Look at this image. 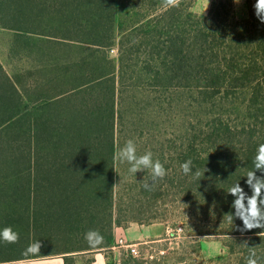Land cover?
Instances as JSON below:
<instances>
[{
  "label": "trees",
  "instance_id": "obj_1",
  "mask_svg": "<svg viewBox=\"0 0 264 264\" xmlns=\"http://www.w3.org/2000/svg\"><path fill=\"white\" fill-rule=\"evenodd\" d=\"M192 6V0H180L178 7L164 0H0L4 29L37 33L24 29L58 21L54 34H38L84 54L66 67V90L41 98L36 112L27 108L36 103L30 90L46 80L33 78L21 87L0 61V228L23 225L29 239L57 247L54 256L65 264L113 245L115 228L122 226L113 157L120 98L131 81L146 91H190L220 106L245 98L240 122L215 113L189 139L180 159L191 160L201 176L183 178L182 194L194 201L198 219L212 224L199 236L224 237L233 264H247L254 246L264 260V235H258L264 229L242 232V221L226 216L235 211V197L227 193L234 184L251 195L246 175L255 171L256 150L264 143V23L253 12L238 19L233 0H216L208 15ZM123 8L129 25L120 21ZM62 29L65 36L58 34ZM114 48L117 60L109 55ZM90 229L104 237L98 247L84 238ZM19 249V242L0 241V255L12 253L0 263L28 260L13 254ZM161 258L139 262L131 256L130 262L157 264Z\"/></svg>",
  "mask_w": 264,
  "mask_h": 264
},
{
  "label": "rangeland",
  "instance_id": "obj_2",
  "mask_svg": "<svg viewBox=\"0 0 264 264\" xmlns=\"http://www.w3.org/2000/svg\"><path fill=\"white\" fill-rule=\"evenodd\" d=\"M126 1L121 0L124 5ZM192 1L193 12L208 15L216 0H209L208 8L207 0ZM255 3L256 0H239V3L233 0L237 18L247 19L252 12L255 14ZM125 12L126 9L123 8L120 21L123 20L129 25L130 19L124 16ZM48 21L50 22L44 23L42 27L33 25L30 29H24H35L37 33L4 29L0 21V58L9 74L21 87L24 84L31 85L33 78L34 82L46 80L45 85L36 83L30 90V96L36 102H27V108L31 112L39 110L41 98L66 90L67 74L70 72L69 70L65 73L66 67L70 61L84 57L80 49H71L64 45L67 41H49L50 38L39 35V32H56L54 24L58 21ZM67 33L66 29H62L58 34L65 36ZM109 55L117 60V49H110ZM58 64L62 65L60 69ZM128 85L120 98L123 118L119 126L118 149L124 147L127 140L132 139L136 143L138 156L151 151L153 160L159 159L168 174L158 180L149 191L143 187V182L151 183L149 169L134 175L128 171L129 164L116 163L115 201L118 220L122 223L119 228L126 229L131 223H162L168 227L170 234L160 243L138 246L139 253L132 255L128 242H118L120 235L116 227L113 245L95 254L105 255L107 264H134L130 262L131 256L142 262L144 258L149 259L152 255L163 257L157 260V264L178 263L181 260H185L182 264H233L227 256L228 249L223 244L224 237L199 236L200 231L204 230L202 226H206L204 231L208 232L212 224L198 219L194 213L193 200L189 203L184 201L182 181L187 175L182 172L181 165L184 160L180 157L187 153L189 139H193L202 127L209 126L215 113H224L225 118L232 123L240 122L244 115L241 106L245 98L226 101L220 106L216 102H208L209 98H201L200 95L186 90L159 93L143 90L140 88L141 84L135 85L131 81ZM14 230L19 232L20 249L13 254L23 255L34 240L28 238L23 225L17 223ZM174 237H178L177 249H174L175 245L170 244ZM120 244L125 245L124 248L119 249ZM56 249L58 248L55 246L41 244L39 255L53 257ZM10 254L3 253L0 258H9ZM90 255L92 254L77 257L75 261L88 262ZM29 259L37 258L33 256Z\"/></svg>",
  "mask_w": 264,
  "mask_h": 264
},
{
  "label": "clouds",
  "instance_id": "obj_3",
  "mask_svg": "<svg viewBox=\"0 0 264 264\" xmlns=\"http://www.w3.org/2000/svg\"><path fill=\"white\" fill-rule=\"evenodd\" d=\"M236 2L239 3V0H236ZM179 3L180 0H164L165 6L178 7ZM208 6L209 0H207V8ZM254 8L257 18L261 23H264V0H256ZM113 159L119 163L129 164L128 171L134 175L137 172L149 169L151 172V183L143 182V187L149 191L152 190L158 180H162L168 174L164 164L159 159L153 160L151 151L138 156L136 143L132 139L127 140L124 147L119 148L114 153ZM253 164L255 171H249L246 175V183L251 189V195L245 192L239 182L234 184L227 192L235 197L232 204L235 211L234 214L229 213L226 216L229 222H233L234 218H239L243 224L242 232L258 228L264 229V177L256 175L257 171L264 172V143L259 144ZM181 169L185 175L191 174L197 178L201 176L200 171L193 172L191 160L185 161L181 165ZM258 235H264V232H260ZM19 238V232L15 231L11 226H5L0 229V241L12 244L18 242ZM84 238L89 246L93 248L98 247L104 241L103 235L95 229L87 231ZM40 247V241H34L25 249L23 255L25 257L34 256L37 258V264H43V261L47 258L39 255ZM248 252L247 264H264V260L257 255L256 246L248 247ZM29 264H33V262L30 261Z\"/></svg>",
  "mask_w": 264,
  "mask_h": 264
},
{
  "label": "crops",
  "instance_id": "obj_4",
  "mask_svg": "<svg viewBox=\"0 0 264 264\" xmlns=\"http://www.w3.org/2000/svg\"><path fill=\"white\" fill-rule=\"evenodd\" d=\"M0 61L2 63L1 58ZM121 229L119 227L116 228L117 233H119L120 235L118 242H124L125 240L129 243L128 246L135 245L136 247L144 244L151 245L153 243H160L166 240L168 235L170 234L168 227L162 223H154L149 225L131 223L128 228L122 230ZM177 239L178 237H174V239H172V242H170L171 245H175L174 249H177L179 247V241ZM124 246L125 245L120 244L118 248L122 249L124 248ZM90 257L92 260L91 262L79 263L76 261V264H107L106 257L103 254H92L90 255ZM46 258L47 259L43 261V264H65L64 259L58 256ZM30 261L33 262V264H37V259H28L14 262L11 261L0 264H29Z\"/></svg>",
  "mask_w": 264,
  "mask_h": 264
},
{
  "label": "built area",
  "instance_id": "obj_5",
  "mask_svg": "<svg viewBox=\"0 0 264 264\" xmlns=\"http://www.w3.org/2000/svg\"><path fill=\"white\" fill-rule=\"evenodd\" d=\"M121 242H123V241H121ZM129 247V251H130V253L132 254V255H136V254H138L139 252H138V249H137V247L135 246V245H130V246H128ZM118 264H120L119 262H118Z\"/></svg>",
  "mask_w": 264,
  "mask_h": 264
}]
</instances>
